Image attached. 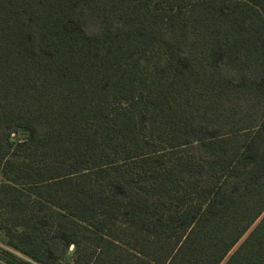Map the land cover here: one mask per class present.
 Wrapping results in <instances>:
<instances>
[{
    "label": "trees",
    "instance_id": "obj_1",
    "mask_svg": "<svg viewBox=\"0 0 264 264\" xmlns=\"http://www.w3.org/2000/svg\"><path fill=\"white\" fill-rule=\"evenodd\" d=\"M0 264H264V0H0Z\"/></svg>",
    "mask_w": 264,
    "mask_h": 264
},
{
    "label": "rangeland",
    "instance_id": "obj_2",
    "mask_svg": "<svg viewBox=\"0 0 264 264\" xmlns=\"http://www.w3.org/2000/svg\"><path fill=\"white\" fill-rule=\"evenodd\" d=\"M0 180H1V176H0ZM3 240V235L2 233L0 232V242Z\"/></svg>",
    "mask_w": 264,
    "mask_h": 264
}]
</instances>
